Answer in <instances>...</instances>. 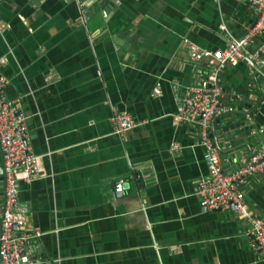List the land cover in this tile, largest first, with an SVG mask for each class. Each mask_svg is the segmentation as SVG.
<instances>
[{
    "label": "crops",
    "instance_id": "0c3cea01",
    "mask_svg": "<svg viewBox=\"0 0 264 264\" xmlns=\"http://www.w3.org/2000/svg\"><path fill=\"white\" fill-rule=\"evenodd\" d=\"M254 21L243 0H0L4 95L21 100L39 157L40 177L19 183L17 204L25 231L42 233L30 247L40 264H264L245 219L201 207L198 128L173 119L182 90L217 63L193 60L186 41L219 50L223 26L240 35ZM263 74L240 63L218 75L224 106L253 109L248 130L231 133L240 116L230 111L210 128L227 173L264 143ZM114 109L136 126L115 134ZM238 188L264 216V175Z\"/></svg>",
    "mask_w": 264,
    "mask_h": 264
},
{
    "label": "built area",
    "instance_id": "2783aa9c",
    "mask_svg": "<svg viewBox=\"0 0 264 264\" xmlns=\"http://www.w3.org/2000/svg\"><path fill=\"white\" fill-rule=\"evenodd\" d=\"M252 11L255 21L244 28L240 35H234L223 26L226 33L225 47L211 51L187 42L193 60L214 58L217 63L196 83L185 87L179 97V109L173 115L175 122L196 125L197 145L203 149L206 174L199 178L196 194L200 205L208 211L234 210L248 223L247 233L251 235V247L264 254V216L255 213L246 202L238 185L253 174L264 175V143L252 151L250 156L237 169L225 172L222 168L220 150L213 141L210 128L214 120L226 111L224 89L218 80L219 73L228 65L245 63L254 69L264 67V0H243ZM262 67V68H263ZM264 77V74H263ZM8 79L0 72V166L2 167V195L0 203V264H40V257L31 255L32 243L41 236L39 230L26 232V209L17 204L19 183H30L40 177L39 157L30 153L28 129L21 111V100L8 99L4 87ZM264 89V83H262ZM152 95H161L159 85H155ZM110 124L117 135H123L136 126L133 117L113 110ZM180 145L171 144V150ZM125 179L119 178L114 185L120 195L124 190ZM17 227V228H16ZM172 251H179L172 246ZM58 261V260H56Z\"/></svg>",
    "mask_w": 264,
    "mask_h": 264
},
{
    "label": "water",
    "instance_id": "95a60500",
    "mask_svg": "<svg viewBox=\"0 0 264 264\" xmlns=\"http://www.w3.org/2000/svg\"><path fill=\"white\" fill-rule=\"evenodd\" d=\"M257 67L258 68L260 67V69H261L263 67V65L259 64ZM254 68H256V66H254ZM218 80H219V77H218ZM244 108H245V110H242L241 108H239L237 110H233L231 112L230 116L226 118V119L233 118L235 114H238L240 116V117L235 118L233 120L235 124L230 126V128L232 129V131H231L232 134H234V132H235V129H234L235 126L239 127V130L241 132L249 129L248 123L251 121L253 109H252V107L250 108V105H248V104L244 105ZM222 127L225 131H227L229 129L228 127H224V126H222ZM1 173H2V167L0 166V178H2ZM126 186H128V185H126Z\"/></svg>",
    "mask_w": 264,
    "mask_h": 264
},
{
    "label": "trees",
    "instance_id": "16d2710c",
    "mask_svg": "<svg viewBox=\"0 0 264 264\" xmlns=\"http://www.w3.org/2000/svg\"><path fill=\"white\" fill-rule=\"evenodd\" d=\"M238 91V90H237Z\"/></svg>",
    "mask_w": 264,
    "mask_h": 264
}]
</instances>
